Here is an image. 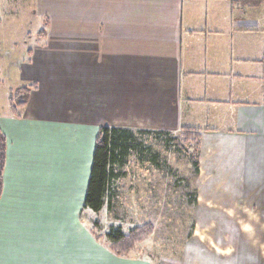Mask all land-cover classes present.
<instances>
[{
    "label": "crops",
    "instance_id": "crops-1",
    "mask_svg": "<svg viewBox=\"0 0 264 264\" xmlns=\"http://www.w3.org/2000/svg\"><path fill=\"white\" fill-rule=\"evenodd\" d=\"M38 5L56 21L51 44L34 52L38 72L26 71L21 116L0 114V264L133 263L87 223L102 126L197 132V217L185 245L203 254L184 249L181 259L264 264V0ZM61 54L57 70L50 57Z\"/></svg>",
    "mask_w": 264,
    "mask_h": 264
},
{
    "label": "rangeland",
    "instance_id": "rangeland-1",
    "mask_svg": "<svg viewBox=\"0 0 264 264\" xmlns=\"http://www.w3.org/2000/svg\"><path fill=\"white\" fill-rule=\"evenodd\" d=\"M55 22L42 12L38 0H0V114L11 112V93L30 86L26 71L38 72L40 61L34 63L41 55L34 52L51 44L53 37L46 35L55 28ZM69 39L67 43H78V38ZM50 61L57 70H62L59 67L65 66L66 57L51 55ZM136 136L142 142L143 157L136 153L129 157L121 168L124 175L114 183L102 210L87 211V223H93L96 234L102 237V246L107 249L106 235L111 228L120 227L128 232L146 222L154 225L150 238L129 250L125 259L131 260V264H206L192 258H202V251L190 250L185 245L197 217L196 144L185 139L183 132L169 133L167 142L138 132ZM153 157L156 163L150 160ZM184 249L194 255L191 260L181 259Z\"/></svg>",
    "mask_w": 264,
    "mask_h": 264
},
{
    "label": "trees",
    "instance_id": "trees-1",
    "mask_svg": "<svg viewBox=\"0 0 264 264\" xmlns=\"http://www.w3.org/2000/svg\"><path fill=\"white\" fill-rule=\"evenodd\" d=\"M250 2V0H247ZM44 35V32H41ZM34 87V86H33ZM31 86L20 87L15 94L10 95L11 114L20 117L23 108L27 105ZM144 135H152L156 139L167 142L169 132L154 131L150 129H135L119 126H102L96 137L93 160L90 171V178L84 200V208L92 212H100L105 205L106 198L109 192L113 189L117 179L124 175L123 170L129 157L136 153L141 158L143 157L144 149L142 142L136 136V133ZM185 139H189L196 144V151L199 153L200 136L193 129L183 131ZM195 141V142H194ZM169 145V144H168ZM151 150V146H147ZM7 139L0 127V198L3 193L4 169L6 163ZM156 155V154H155ZM154 155V156H155ZM153 163H156L155 158H150ZM196 173L198 174L199 160L198 157L194 161ZM97 223V222H96ZM154 231V225L146 222L141 226L135 227L128 232H124L122 228H111L106 237L109 241V250L118 257L125 258L128 256L129 250L141 241L149 239ZM92 232L97 240H102V237L96 234L95 227Z\"/></svg>",
    "mask_w": 264,
    "mask_h": 264
}]
</instances>
